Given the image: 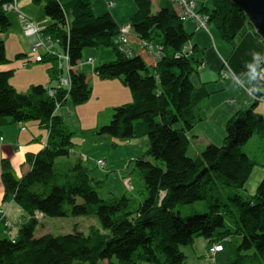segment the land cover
I'll return each instance as SVG.
<instances>
[{
  "label": "trees",
  "instance_id": "16d2710c",
  "mask_svg": "<svg viewBox=\"0 0 264 264\" xmlns=\"http://www.w3.org/2000/svg\"><path fill=\"white\" fill-rule=\"evenodd\" d=\"M14 1L17 4V0H0V33L11 25L2 4ZM33 1L44 3L48 23L41 26L21 12L40 28L41 35L52 39L56 49L68 53L71 86L57 89L55 96L47 92L51 82L31 85L23 93L10 82L12 69L0 71V126L38 120L48 130L44 147L26 155L29 168L20 177L8 159L2 160L4 199H13L30 217L15 238L0 237V264H183L186 256L180 246L191 244L196 236L236 234L240 239L230 264H264V177L253 195L243 193L255 165L244 145L255 133L264 135V114L255 109V100L227 120L221 144L211 143L200 153L188 155L187 131L200 119L190 79L200 49L190 45L191 34L184 28L177 2L161 0L154 10L153 0H133L136 11L128 23L138 47L131 35L135 51L129 55L113 44L122 25L109 12L96 14L90 0ZM208 2L197 11L205 13L222 39L232 43L248 22L246 14L231 0ZM140 40L161 46L160 58L150 61L152 55L139 45ZM98 46H112L114 57L96 65L94 73L120 79L129 87L132 100L115 106L109 122L94 133L149 139V147L134 159L135 172L145 185L137 202L126 195L100 194L101 180L90 175L82 157L71 165L59 162L60 157H69L74 142L56 109L68 99L78 104L90 97L87 74L80 65L86 62L84 50ZM49 60L53 63L47 70L54 82L62 69L54 56H45L41 62ZM8 62L5 40L0 38V64ZM251 69L253 81L255 64ZM252 89L257 96L263 94ZM196 201H204L208 210L182 215L179 207ZM36 211L45 216L94 215L99 226L91 225L87 232L74 229L36 235L40 224Z\"/></svg>",
  "mask_w": 264,
  "mask_h": 264
},
{
  "label": "crops",
  "instance_id": "0c3cea01",
  "mask_svg": "<svg viewBox=\"0 0 264 264\" xmlns=\"http://www.w3.org/2000/svg\"><path fill=\"white\" fill-rule=\"evenodd\" d=\"M195 2L197 9L202 3L207 6L209 4L208 0H195ZM160 4L161 0H153V9H158ZM92 8L98 15L105 12L111 13L120 25L128 23L136 11V5L132 0H93ZM45 19L44 22H37L41 26L45 25L48 18L45 16ZM183 24L186 31L191 34L190 45L200 49L198 51L199 56H197L198 62L196 63V68L190 76L196 89V98L200 104V119L187 131L191 146L199 153L208 144H221L225 137L227 120L236 111L248 107L255 101L240 85L234 83L230 78L221 76L223 59L227 60L233 70L240 76L242 83L248 86V84L252 83L249 73V69L254 65L252 54L254 52L260 54L255 57V62L257 63L262 57V41L253 26L248 22L239 30L232 43L223 40L218 29L213 24L208 25V30L197 27L196 22L190 18L185 19ZM24 33L28 37L23 34L26 43L18 46L17 41L15 43L16 49L13 52L10 51L11 45L8 39H6L5 33H0V38L3 36L5 39L6 56L10 60L8 63L0 64V71L8 69L15 71V69L21 67L23 68L20 70V75L22 76H25L30 71L21 65L22 59L14 61L13 58L17 55L25 56L29 52V47L33 42L32 35ZM33 36L35 37V35ZM132 40L136 49L138 47L137 36L132 34ZM88 57L94 58V61L92 63L84 62L80 65V68L87 74V81L92 91L95 90L96 86L117 87L120 91L115 90L114 95L110 94V102H115L112 106L118 105L119 102H121L120 105L130 102L132 95L120 79L100 78L94 73L96 65L113 59V49L103 46L86 48L83 52V58L87 59ZM149 59L154 62L152 56ZM48 62L51 65L53 60H49ZM262 63L264 64V62ZM47 68L48 66L40 75L25 76L22 80L18 79V91L23 93L28 92L31 85L34 84H46L48 82L55 84ZM64 72H66L65 64ZM10 82L15 87V81H11L10 79ZM261 83L264 84V81H261ZM261 92L264 94V90ZM77 108H82L83 111L89 108L93 111L96 106H76L68 99L66 104L56 109V114H59L64 121L71 120L75 123L76 128H80L82 124L88 127L86 122L90 119L82 123V119L80 118L86 116L87 113L78 116ZM255 109L257 112L264 114V99L257 101ZM21 124L25 126V129L21 130ZM21 124L9 121L7 124L0 126V209H3L4 216L15 224L13 231L8 235L0 222V231L2 232L0 237L10 236L12 238L17 236V228L30 217V214L13 199H4V186L1 180L2 160L8 159L16 176L20 177L29 168L25 163L26 155L28 153H36L43 148L48 136V130L41 127L38 120H30L27 123L21 122ZM93 127V129L97 128L96 125ZM80 137L82 141L78 144L73 143L70 157L59 158L60 164L62 166L68 165L70 164L71 157L76 160L80 156L83 159V164L89 169L90 175L96 180H101V187H99L98 191L100 194L104 196L107 194L114 196L126 195L132 198V202L139 201L141 199L140 190L142 189V182L138 181L137 183L135 180L134 159L145 152V146L149 141L142 137L147 136L125 139L120 145L111 136L104 137L102 138L103 140L98 141L95 138L91 139L84 135H80ZM253 137L254 134L244 145V150L255 162L243 190V193L246 195H253L257 185L264 177V145L261 144L263 139L259 134L257 138ZM248 143H250L249 146ZM99 158L104 159L106 163L102 168L95 162ZM126 181L129 182V185ZM44 216L42 214L40 218L38 217L39 220ZM89 217L95 216L91 215ZM39 223L35 234H37V231L43 224L41 221ZM94 226H99L98 220L95 221ZM77 228L80 231H85L78 226ZM225 237L229 239L226 240L224 239ZM234 238L236 241H234ZM239 239L240 236L238 234L236 236H212L211 238L196 236L191 244L180 246L181 251L186 256L183 264H230L236 257V242ZM213 243H222L223 248L210 259L207 257V249ZM137 264L152 263L140 261Z\"/></svg>",
  "mask_w": 264,
  "mask_h": 264
},
{
  "label": "rangeland",
  "instance_id": "374dc122",
  "mask_svg": "<svg viewBox=\"0 0 264 264\" xmlns=\"http://www.w3.org/2000/svg\"><path fill=\"white\" fill-rule=\"evenodd\" d=\"M191 1L194 4H196L195 0H191ZM90 2L92 5L93 0L92 1L90 0ZM2 6H3V4H2ZM17 6L20 8V10L23 13H25L27 16L33 18L36 22L37 21L44 22V19L46 16L45 12H44V3H35L33 0H17ZM192 10H193L194 14L200 15L201 17H206L205 13L198 12L194 6H193ZM6 14L11 21V25L9 26V28L4 33L6 35V39H8L9 44L11 45L10 51L13 52L16 49L15 43H17V41H18V46L20 44L23 45L26 43L24 35L26 37H27V35L24 33L25 30L22 26V23L20 22V19L18 17V13L15 10L10 9V10H6ZM46 23H48V22H46ZM248 23H249V21H248ZM209 24H213V23H209L208 18H207V28L205 30H208ZM2 38L4 39L3 36H2ZM103 47L112 49V46H103ZM261 55H262V57H264V42H262V54ZM24 57L25 56H23L22 58H24ZM13 58H14V61L17 60V58L15 56ZM20 59H21V57L19 58V60ZM224 61H226L228 63L227 60L223 59V63H222L223 68H224ZM258 64L260 65L259 67L261 68L263 65L261 59L258 60ZM48 65H50V62H48V61H45V62L43 61V62H39V63H35V64L33 63V64H29V65H23L30 70L29 72L26 73L25 76H31V75L37 76V74L40 75V73H42L46 70V67ZM229 66H230V64H229ZM22 69L23 68H21V67H18L17 69H15L14 75L11 77V81L14 80L16 83L15 88L17 90H18V79L22 80L25 77V76L20 75V70H22ZM231 69L233 70L232 67H231ZM233 72L237 76L239 81L235 80L233 75H231V74L229 75L228 78L233 80L234 83L240 85V87L244 88L246 90V92L247 91L253 92L252 87H249V86L243 84L240 76L234 70H233ZM64 75H67V73L64 72ZM260 81H262V80H260ZM124 86L127 87L129 92H130L129 87L125 84H124ZM21 88H23V87H21ZM115 90L120 91L119 88H117V87L112 88L110 86H96L94 91H92V89H91L90 97L85 102L75 104L76 106H83V105H89L91 107L94 105L96 106L95 110H93V111L89 108L86 111H83L82 108H77L78 116H81L82 114L84 115L87 113L86 116H82L80 118L82 119L81 120L82 123H85V121L87 119H90V120H87V122H86L87 123L86 125L89 128L84 126L83 124L80 128H76L75 123H73L71 120L70 121H67V120L64 121V119L62 118L63 124H64L63 127L68 132H71L73 142L78 144L80 141H82L80 135L81 136L84 135L86 137L88 136L91 139L95 138L97 141L101 140L104 137L110 136V135H99L96 132L94 133V130H97L101 125L108 123L109 120L111 119L113 108L117 105L112 106V105H114L115 102H110V94L114 95V93L116 92ZM130 94H131V92H130ZM254 95H255V93H254ZM249 96L251 97V95H249ZM259 97H262V99H264V94H260ZM252 99L255 100V98H252ZM258 100H261V99H256V101H258ZM120 103L121 102H119L118 105H120ZM29 121H26L24 123H27ZM95 125L97 126V128L93 129L94 128L93 126H95ZM258 134L259 133H255L253 138H257ZM113 138L117 141V143L119 145L124 140V139L118 138V137H113ZM137 138H140V137H137ZM142 138H145V140L149 141L148 137H142ZM261 138L263 139L261 144L264 145V135ZM249 144L250 143H248V146H249ZM148 145H149V142L145 146V150L147 149ZM189 146L190 147L188 148V151H187L188 155H190V156L196 155L198 152H196V150H194V147H192L191 144ZM69 157H70V155H69ZM69 157H61V158H69ZM74 160H75V158L71 157L70 158V164H72L74 162ZM95 162L101 168L106 165L104 159L99 158V159H96ZM137 175L138 174L135 172L134 177H135L136 182L138 183V181H141L142 186L144 187L145 185H144L143 180H141V178ZM126 183L129 185L128 181H126ZM227 189L228 188L225 189L226 193H227ZM224 200H227V196L224 197ZM179 209H180V212L182 213V215H184V216L189 215L190 213H193L194 211L202 212V211L208 210L204 201H196V202L191 203V204H183L179 207ZM41 216H42V213L38 212V217L40 218ZM80 220H81V222H80ZM96 220H98V219L95 217H89V216H44L43 218L40 219V221L43 222V224L41 225L40 229L37 231L36 235H41L43 233H52L55 235L61 234V233H68V232H72L74 229L78 230L77 226L79 228L85 230L84 232H87L89 226L94 225ZM1 233L2 232L0 231V234ZM8 235H10V234H8ZM226 237L224 239L228 240L229 238H226ZM208 249H207V257L212 259V257H214V255L209 257L208 256Z\"/></svg>",
  "mask_w": 264,
  "mask_h": 264
},
{
  "label": "built area",
  "instance_id": "2783aa9c",
  "mask_svg": "<svg viewBox=\"0 0 264 264\" xmlns=\"http://www.w3.org/2000/svg\"><path fill=\"white\" fill-rule=\"evenodd\" d=\"M175 1L182 8V17L184 19H188V18L193 19L196 22L197 27L203 29L207 28V18L201 17L200 15L193 13L192 8L194 6V3L191 0H175ZM2 8L4 10H10V9L15 10L19 14V19L20 22L23 23L25 32L27 34H30V32H34L36 41L35 42L33 41L31 43L29 54L21 60L22 65H28L30 63L40 62L43 60L45 56H54L58 64V69H62V70L58 74V77L55 78L54 81L55 84H51L53 87H48L47 92L49 96H55L57 93V89L62 87L70 88L71 79L68 74V70H69L68 53L59 51L54 47V43L52 39H50L47 36L41 35L39 31L40 28L36 27L34 22L31 19L27 18L19 10V8L16 6L15 1L4 3ZM131 35H132L131 25L129 23H125L120 27L119 33L113 37V43L118 47V49L129 55H132L133 51H135L131 44ZM139 45L145 47L148 53L151 54L155 60L160 58L161 50H162L161 46L144 40H140ZM262 58L264 57H261V61L264 62V59ZM85 61L92 63L94 61V58L88 57ZM64 64L67 75H64ZM261 68H264V64L262 65ZM230 74L233 75L235 80L239 81L237 76L234 74L233 70L229 66V64L226 61H224V68L222 66L221 76L224 78H228ZM260 80L264 81V72L260 74ZM247 93L251 95L252 98H255V100L256 99L262 100V97L254 95V93L251 91H247ZM21 128L24 129V126H22ZM35 216L36 217L38 216V212H35ZM0 221L6 226L7 233H11L13 231L15 225L11 221H9V219L6 218V216H4L3 209H0ZM208 248H209L208 256L210 257L213 256L216 252L222 250L223 245L222 243H213ZM207 264H212V263H207Z\"/></svg>",
  "mask_w": 264,
  "mask_h": 264
},
{
  "label": "water",
  "instance_id": "95a60500",
  "mask_svg": "<svg viewBox=\"0 0 264 264\" xmlns=\"http://www.w3.org/2000/svg\"><path fill=\"white\" fill-rule=\"evenodd\" d=\"M243 11L257 34L264 39V0H231Z\"/></svg>",
  "mask_w": 264,
  "mask_h": 264
},
{
  "label": "clouds",
  "instance_id": "9594fccd",
  "mask_svg": "<svg viewBox=\"0 0 264 264\" xmlns=\"http://www.w3.org/2000/svg\"><path fill=\"white\" fill-rule=\"evenodd\" d=\"M252 55H253V64H255V73H256V76L253 79L252 83L249 84L248 86L249 87L256 88L258 91H262V90H264V84H262L261 81H260V74L262 72H264V68H260L259 67L260 65L259 64H256V62H255V57L258 56V55H260V54L254 52ZM262 59H264V58H262ZM251 70L252 69L250 68V71Z\"/></svg>",
  "mask_w": 264,
  "mask_h": 264
},
{
  "label": "bare ground",
  "instance_id": "6f19581e",
  "mask_svg": "<svg viewBox=\"0 0 264 264\" xmlns=\"http://www.w3.org/2000/svg\"><path fill=\"white\" fill-rule=\"evenodd\" d=\"M194 7L196 8V5L194 4ZM30 34L32 35V40L35 42L36 41V38L33 36L34 35V32H30Z\"/></svg>",
  "mask_w": 264,
  "mask_h": 264
}]
</instances>
